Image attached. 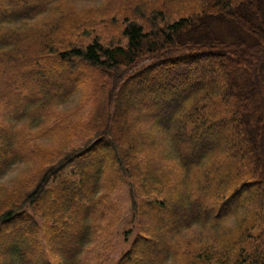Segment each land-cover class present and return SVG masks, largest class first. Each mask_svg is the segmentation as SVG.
Masks as SVG:
<instances>
[{"label": "trees", "instance_id": "obj_1", "mask_svg": "<svg viewBox=\"0 0 264 264\" xmlns=\"http://www.w3.org/2000/svg\"><path fill=\"white\" fill-rule=\"evenodd\" d=\"M75 3L0 0V74L28 119L0 126V178L26 167L0 197V264H81L122 180L138 230L114 264H166L195 227L191 264H264V0ZM44 12V37L21 42L10 22ZM77 93L88 113L60 112ZM53 115L61 143L25 141Z\"/></svg>", "mask_w": 264, "mask_h": 264}, {"label": "rangeland", "instance_id": "obj_2", "mask_svg": "<svg viewBox=\"0 0 264 264\" xmlns=\"http://www.w3.org/2000/svg\"><path fill=\"white\" fill-rule=\"evenodd\" d=\"M99 1L76 0V3L73 4V9L84 11L93 8L94 12H97V5L99 4ZM117 2H121V0H117ZM46 13L47 12H44L33 17H19L16 21L10 22L11 25H15V29L19 30V38L21 42L30 44L32 46H37L38 40L44 37V35L46 34L45 30L47 29V27H49L50 19L49 16H45ZM111 33H113V31H111ZM113 34H116V32H114ZM29 53L32 54V50L22 49L18 47L17 55H28ZM18 60L15 59L14 61L16 62H12L13 64L8 62L7 65H5V68H7V70L9 71L12 70L10 66L21 68L22 64L26 65V63L29 61V59L28 61H25L22 58H18ZM4 62H6V60ZM1 73L0 126H3L4 129H9L15 126L25 125V123L28 124V119L20 116L22 110L21 101L25 100V88H23L22 85L21 87L16 86L15 84V86L12 85L13 83L10 82L11 76L8 72L5 73L3 71ZM15 77L17 78L16 72ZM24 78L25 76L22 75L18 77L17 80H21L20 82H22V79ZM16 88H18L19 91H13L15 94L8 95L10 91ZM15 95L16 97L18 96V104L16 98L14 97ZM80 95V93H77L65 103L60 104L57 107L58 110L60 112L69 111L77 107L78 105L83 104V109L80 110L78 114L86 115L89 110V104H87L84 101V98L82 99ZM80 117L82 118V116ZM54 120L55 117L53 115L48 119V121L43 123V128L41 129V132L40 130H38V135H29V137H27L25 141L29 142L31 145H34L36 143L57 145L61 143L64 137L55 129L52 130L51 128H47V126L51 125ZM32 127L33 129L31 128V130L34 131L39 126L33 125ZM36 160H38V158ZM25 172L26 167L20 168V166H18L17 164L9 168V170L6 171V173L0 178V197L2 196L3 192L12 191L20 187V180L25 178ZM112 199L116 203V207L115 209H109L107 213L101 217L97 225L95 227L93 226L94 233L90 241L85 245V248L83 249L81 264H114L115 262H117L116 260L120 257L122 252L128 247L129 241L133 238L132 235L129 239H126V231L131 228H134L135 232L138 230V220L133 215L130 196L128 194V186L125 180H122L120 183H118L116 189L112 194ZM149 220L150 219L147 217H142L139 222L142 226H146L150 223ZM201 230L202 228L198 227L190 230L184 229L182 234H178L173 238H170V242H172L173 245H175V242L178 241L182 248L178 249L173 255H171L173 252V248L172 246H170V254L166 258V264H181V254L183 252H185L183 261L186 264H191V262H194L196 259L195 252L193 250H189L188 248L185 251L184 247L186 246L187 241L193 236L200 241H202L203 238L205 239L206 235L201 234L203 233L201 232ZM199 234L202 236L201 238L198 237Z\"/></svg>", "mask_w": 264, "mask_h": 264}]
</instances>
